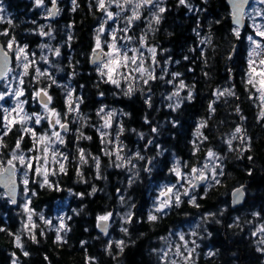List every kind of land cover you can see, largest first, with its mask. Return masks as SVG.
<instances>
[{"label": "trees", "instance_id": "1", "mask_svg": "<svg viewBox=\"0 0 264 264\" xmlns=\"http://www.w3.org/2000/svg\"><path fill=\"white\" fill-rule=\"evenodd\" d=\"M160 16L147 41L158 48L163 64L170 63L167 78L150 79L125 95L90 66L89 58H74V82L82 88L88 127L83 134L68 136L65 168L47 184L39 177L30 185L35 216H53L57 204L68 201V228L59 240L55 230L41 225L27 233L21 202L13 206L0 190V264H168L159 249L170 233L193 223L199 225L200 238L195 264H264V244H259L257 232L264 224V103L248 83L246 31L237 35L226 0H167ZM93 20L89 12L76 15L79 54L91 47ZM30 79L26 77L29 95ZM177 82L184 83L180 93L185 97L175 107L166 95ZM51 91L62 111L63 94L56 86ZM108 105L127 113L120 125L128 149L139 155V172L127 174L105 152L95 126L100 107ZM2 141L0 167L18 142L25 151L31 148L18 127L4 133ZM209 151L223 165L219 182L208 190L200 187L191 197L194 203L184 197L149 220L154 188L178 180L176 160L191 170L205 163ZM241 186H246L247 199L233 210L231 193ZM119 211L129 212L124 227L113 225L105 236L98 230V218Z\"/></svg>", "mask_w": 264, "mask_h": 264}, {"label": "rangeland", "instance_id": "2", "mask_svg": "<svg viewBox=\"0 0 264 264\" xmlns=\"http://www.w3.org/2000/svg\"><path fill=\"white\" fill-rule=\"evenodd\" d=\"M123 1L124 0H120L121 3ZM138 2H140V0H134L133 4H126L128 7L114 9V6H117L115 0H112L111 3L109 0H105V13L102 12L105 15H107V12L109 11L113 13V18L109 19L107 17V20L105 21V28L109 29L110 32L105 31L109 36V40L106 41L101 39L100 42L102 46L108 47L109 51L112 52L113 49L111 45L115 44L121 52L127 50L129 57L134 55L137 57L136 64L128 62V67L120 68L113 74V78L118 81V84L112 83L107 75L103 76L106 81L119 85L121 93L125 95H132L138 87L147 84L145 83V80L149 82L150 76L155 77V79L158 76H161V78L164 79L172 72L169 62L163 64L159 60L161 55L160 52H158V48L150 45L147 41L148 34L153 32L154 26L157 25L155 17L159 15L162 20L160 15H162L163 12L161 13L159 9L164 7V9H166L167 0H154V3H158L155 5L154 3L144 4L142 7L135 9V3ZM133 10L139 13V19H134L131 21V24H129V18L132 16ZM1 13L2 9L0 7V14ZM116 13H119V15H116ZM246 17V28L248 29L245 31L247 42L249 44L247 52L249 80L253 68L256 69V72L264 70V65H260L259 63L261 60H264V38L257 35V31H264V0H253L246 11ZM236 31L240 35L245 32L240 31L238 28H236ZM113 36H115V40L113 39ZM249 36L253 37V39L260 44L259 48L248 39ZM4 48L9 55L12 56L15 54L16 58H13L14 56L12 57L15 66L11 71L10 76L0 85V94H3V99H0V112H2L1 120L4 125V127L2 124L0 126V148L3 145V135L1 132H8L13 128L14 124H16L21 131V138H29L31 148L25 151L22 147H18L17 150L10 154L9 161L6 164L1 165L0 171H2L9 162L13 163L17 168V176L20 183V202L27 216L24 223V229L26 232L29 233L34 231L39 225H41L43 228L55 230L58 236H62L63 232L68 228V201L59 202L56 208L57 211H55L53 216L48 217L44 214L35 216L31 209L32 193L30 191V185L33 180H37L39 177H41L40 183L42 185L47 184L50 176L56 171L61 170V164H63L65 168L68 158L65 159L67 155L64 152L63 146L69 134H83L84 128L88 127L87 119L83 117L84 115L82 112L83 98L80 97L78 92H76L74 84L71 82L75 75L74 70L77 65L74 63V58H45L44 52L40 53L43 58H38L37 53L34 52L35 49H28L21 44L11 48L5 43ZM21 48H23V52L19 51ZM42 49L43 46L41 45V50ZM150 49H155V52L153 53ZM101 53L102 55L107 54L102 51ZM25 56H27V60L24 59ZM83 57L82 54H79V58ZM141 59L143 60L142 67L146 70L143 74L133 71L137 66H141ZM250 61H255V63L250 66ZM82 62L83 61L80 60L78 64H82ZM108 62L109 59L103 63H97L95 66H92L91 58H89L90 66L95 68L99 74L100 70L104 68V64ZM25 63L29 65L27 75L23 74V64ZM37 68L40 69V73L36 72ZM121 73L123 75H121ZM29 75L31 78V82L29 83L31 89L30 95L28 91L24 90L25 78ZM261 79L262 77L254 75V88L257 93V98L261 99L264 103V88H261L259 83ZM21 80H23V83L20 82ZM168 81L173 84L171 78ZM180 83L181 82H177L175 84V90L166 95L170 106L177 107L176 105H180L181 100L185 97L183 93H180L185 88L181 89L179 87ZM53 85L61 88V91L64 93V109L62 111L58 108H45V106L41 105L38 101L37 92L40 91H44L52 97L50 91ZM129 89H131L130 93ZM34 91L36 92L34 93ZM21 92L23 93L22 95L20 94ZM177 92L179 95H174V93ZM169 97H171V99H169ZM21 107L23 108V112L20 111ZM70 109H75V111ZM101 109H103V111H101ZM98 114L100 122L97 123L95 128L102 139L105 152L112 155L119 167L126 169L127 174H133L135 171L139 172V155H137L136 151L129 150L123 139V128L120 124H122L121 120L124 114H127L125 109L108 105L107 107H100ZM26 116L31 117V119H26L24 123L20 124L17 122L24 119ZM37 116L42 117L39 124L35 122ZM57 119H59L60 124L67 126L68 131L66 132L68 133H65V131L62 130L60 124L55 123ZM76 124L80 129L79 132L78 129H75L74 127ZM26 129H28V131H26ZM33 132L36 133L35 136L32 135ZM53 132L60 133V138L63 140V143L52 135ZM45 134H47L48 139L41 141L40 137ZM45 148L48 150L45 151ZM117 155L121 158L117 159ZM20 156L24 157L23 162L19 159ZM176 168H178L181 173L177 182L169 184L163 183L157 188H154L155 194L153 195V199H155L151 213L156 217L157 213H161L156 211V209L160 207L161 203L166 199L164 194L167 193L169 187L175 186L173 187L172 193H167L168 196L172 197L171 206L166 207L163 212L168 211L176 204V194L180 195L181 201L184 197L194 196L195 198L198 192L197 190L200 189V187H193L194 178L191 171L193 168L187 170L186 165L182 164L179 160H176ZM196 169H198L199 175L202 173L203 176L208 178V183L205 186H202L204 190H208L217 183L216 181H219L223 165L218 155L215 154L213 157L208 156L205 163ZM31 177H33L32 180H30ZM185 191H187L189 195H184L183 193ZM128 215L129 212L125 211H119L114 215L111 214L109 217L111 228L113 225L118 228L124 227ZM55 225L56 227L54 228L53 226ZM198 228L199 225L193 223L188 225L185 229L180 228L179 230H176L175 233H170L166 238V244L159 249V253L164 262H167L168 264H195L200 240L197 235ZM261 229H264V224L257 228L260 245L264 244V231H261ZM181 237H183V239H181Z\"/></svg>", "mask_w": 264, "mask_h": 264}, {"label": "flooded vegetation", "instance_id": "3", "mask_svg": "<svg viewBox=\"0 0 264 264\" xmlns=\"http://www.w3.org/2000/svg\"><path fill=\"white\" fill-rule=\"evenodd\" d=\"M119 3L122 7H128L124 1L121 3L119 0ZM0 7L2 9L0 40L4 45L5 43L11 44V48L19 44L28 49L33 48L38 58H43L41 52H44L45 58H79L76 15L89 12L94 17L90 31L91 47L86 54H82L83 58H92L95 50L110 53L108 47L102 46L100 42L101 39L109 40L106 32H110V30L105 28L107 15L102 13H105V9L98 6V0H75V3L73 0H40L39 3L37 0H0ZM122 7L115 5L114 9H122ZM97 39L100 42L99 48H97ZM41 45L43 46L42 50ZM12 57L16 58L15 54ZM74 77L71 82L74 84L76 92L83 98L82 88H77ZM53 88L54 85L51 90ZM59 89L61 91V88ZM61 93L64 95L62 91ZM50 94L55 102L52 91ZM48 96L51 97L49 94ZM53 105L55 106L54 103ZM84 136L89 138L87 134Z\"/></svg>", "mask_w": 264, "mask_h": 264}, {"label": "snow or ice", "instance_id": "4", "mask_svg": "<svg viewBox=\"0 0 264 264\" xmlns=\"http://www.w3.org/2000/svg\"><path fill=\"white\" fill-rule=\"evenodd\" d=\"M37 2L39 3L40 0H37ZM73 2L75 3V0H73ZM109 2L111 3L112 0H109ZM115 2L117 4V7H122V5L119 3V0H115ZM179 2H180V4H185L186 3V0H179ZM133 3H134V0H124V4L131 5ZM153 3H154V0H140V2L135 3V9H138V8L142 7L144 4H153ZM98 6L101 9H106L105 0H98ZM159 11L162 13V12L165 11V9L164 8H160ZM116 15H119V13H116ZM107 17L109 19H112L113 18V13L110 12V11L107 12ZM134 19H139V13L137 11H135V10H133L132 16L129 18V24H131V21L134 20ZM155 22L157 24L160 22L159 15H157L155 17ZM101 31H103V29H101ZM237 35H238V33H237ZM257 35H259L262 38H264V31H257ZM113 39L115 40V36H113ZM248 39L250 41H252V43L256 44L257 48L260 47V44L257 41H255L253 39V37L249 36ZM9 47H11V44L9 45ZM99 47H100V42H99V39H97V48H99ZM111 47H112L113 51L106 54V56L109 59V62L104 64V68L100 70V74L102 76L107 75L108 78H109V80L112 83L118 84V81L113 78V74L116 73L120 68H126V67H128V62H131L132 64H136L137 57L135 55L132 56V57H129L128 56V53H127V50H124L123 52H121V50L119 48H117V46L115 44H112ZM19 51L20 52H23L24 50H23V48H21ZM150 51H152L154 53L155 52V49H150ZM58 54H59V52L57 50V55ZM6 58H7V53H5V59ZM24 59L27 60V56H25ZM254 63H255V61H250V66L252 64H254ZM259 63H260V65H264V60H261ZM142 64H143V60L141 59L140 60V65L141 66H137L136 68L133 69V71H136V72H139V73L143 74L146 70L142 67ZM28 67H29V65L27 63L23 64V69H24L23 74L24 75H27ZM36 72L37 73H40V69L37 68L36 69ZM253 74L262 77V79L259 81V83L261 85V88H264V70H262L260 72H256V69L253 68L252 73L250 74V79H249L248 83L255 85V80H254V75ZM121 75H123V74L121 73ZM176 75H178V74H176ZM149 78L150 79H154L155 77L150 76ZM20 82L23 83V80H21ZM145 83H147V80H145ZM179 87L181 89H183L185 87V85L183 84V82L180 83ZM130 92H131V89H129V93ZM20 94L22 95L23 93L21 92ZM40 95H41V93L40 92H37V96H40ZM44 95L46 96L47 93L45 92ZM174 95H179V93L178 92L177 93H174ZM188 98L189 99L191 98V95L190 94H189V97ZM0 99H3V94H0ZM169 99H171V97H169ZM48 100L50 101L51 100V97H48ZM176 106L178 107L179 105L177 104ZM45 108H47V103H45ZM70 110L75 111V109H70ZM20 111L23 112V108L22 107L20 108ZM101 111H103V109H101ZM26 119H31V117H27L26 116L24 119H21L20 121H17V122L24 123ZM41 119H42V117L37 116L35 122L37 124H39ZM55 123L56 124H60L59 119H57L55 121ZM105 126H107V125H105ZM201 126H203V124ZM60 127L61 128H64L65 131H67V128H66L65 125L60 124ZM26 131H28V129H26ZM153 131H156V129H153ZM237 131H240V130L237 129ZM32 135L35 136L36 133L33 132ZM52 135H54L61 143H63V140L60 138V133L59 132H53ZM45 139H48L47 134H45L44 136H41L40 137V140L41 141H43ZM89 139H90V137H89ZM149 143H151V141H149ZM17 147H19V142L17 143ZM44 150L47 151L48 149L45 148ZM214 155L215 154L213 152L209 151V153H208V156L209 157H213ZM120 158L121 157H119V155H117V159H120ZM139 158L140 159H143V157H139ZM19 159L21 160V162H23L24 157L23 156H20ZM65 159H67V157H65ZM80 159H81V161L86 162V158H85V155H84L83 150H80ZM96 161H97V167H98L99 166L98 158H96ZM9 163H11V162H9ZM60 168H61V170H63L64 165L61 164L60 165ZM173 171L175 172V174L178 177L181 176L180 170L178 168H174ZM191 171H192V173H196L198 171V169L193 168ZM213 178H215V177H213ZM194 179H207V177L203 176V174L201 173L200 176L194 177ZM216 182L218 183L219 181H216ZM173 187H175V186H173ZM173 187H169L167 189V193H172ZM193 187H195V185H193ZM93 191H95V189H93ZM240 191H241L240 189H237L236 190L237 193H240ZM167 193L164 194L166 196V199L161 203L160 207H158L156 209V211L163 212L166 207H170L171 206L172 197L171 196H168ZM183 194L184 195H189V193L187 191H185ZM190 199H191V201L193 203L195 202L194 201V198H191L190 197ZM180 202H181L180 201V195L179 194H176L175 195V203H176V205L178 206ZM110 216H111V213H109L107 215L100 216L98 219H99V221L104 222V221H107ZM156 219H157V217L155 215H151V214L149 215V220L154 221ZM122 231H125L126 232L127 230L126 229H122ZM261 231H264V229H261ZM57 239L59 240L60 237L57 236ZM181 239H183V237H181ZM118 244L119 245H123V241L118 242ZM17 245L18 246H21L20 243H19V237H17ZM24 254L27 255V252H25Z\"/></svg>", "mask_w": 264, "mask_h": 264}, {"label": "water", "instance_id": "5", "mask_svg": "<svg viewBox=\"0 0 264 264\" xmlns=\"http://www.w3.org/2000/svg\"><path fill=\"white\" fill-rule=\"evenodd\" d=\"M253 0H226L227 4L231 10V21L232 25L239 28L241 31H244L247 27L246 20V9ZM6 50L4 45L0 43V84L5 80L6 76L10 73L14 60L11 55L7 53V58L5 59ZM234 53L232 58L234 57ZM107 56L102 55L100 50H95L93 57L91 58V65L95 66L97 63H103L107 60ZM48 95H44V92L39 96L41 103L50 105L52 102L48 100ZM199 176V172L193 173V178ZM206 177V176H205ZM208 183L207 179H194L193 185L194 188H199L205 186ZM246 186H241L237 189H240V193H237L235 189L231 193V208L233 210L243 206L246 202L247 195L245 192ZM0 189L3 190L6 196L11 200L14 206H17L19 203L20 196V183L17 176V168L13 163H9L0 171ZM98 230L103 233L105 236L109 235L111 222L108 219L107 221L101 222L98 220L97 223Z\"/></svg>", "mask_w": 264, "mask_h": 264}, {"label": "bare ground", "instance_id": "6", "mask_svg": "<svg viewBox=\"0 0 264 264\" xmlns=\"http://www.w3.org/2000/svg\"><path fill=\"white\" fill-rule=\"evenodd\" d=\"M230 8V7H229ZM170 95V94H169ZM246 189V188H245ZM142 192V191H141ZM139 193V192H138ZM142 194V193H141ZM137 197V196H136ZM153 197V196H152ZM134 198V197H133ZM145 198V197H144ZM150 198V197H149ZM146 199V198H145ZM155 199V198H154ZM151 202V201H150ZM152 204V203H151ZM150 204V205H151ZM154 204V203H153ZM153 206V205H152ZM65 213V212H64ZM60 214V213H59ZM56 215V214H55ZM54 219V218H53ZM52 219V220H53ZM62 219V218H61ZM147 222V221H146ZM65 223V222H64ZM56 224H57V221H56ZM145 226V225H144ZM54 228L56 227V225L55 226H53ZM249 235H251V234H249ZM223 240V239H222ZM209 245V244H208ZM208 245H207V247H208ZM209 248V247H208ZM206 251V250H205ZM17 253V252H16ZM244 253V252H243ZM17 255V254H16ZM239 255V254H238ZM24 256V255H23ZM237 256V255H236ZM230 257H231V255H230ZM12 258V257H11ZM23 258V257H22ZM194 258V257H193ZM233 258V257H232ZM25 259V258H24ZM236 259H237V257H236ZM13 260V259H12ZM193 260V259H192ZM17 262H18V260H17ZM20 262V261H19ZM18 262V263H19ZM22 262V261H21ZM194 262V261H193Z\"/></svg>", "mask_w": 264, "mask_h": 264}]
</instances>
